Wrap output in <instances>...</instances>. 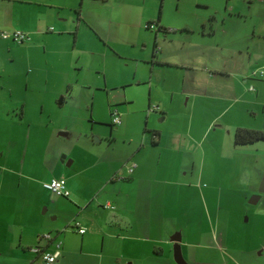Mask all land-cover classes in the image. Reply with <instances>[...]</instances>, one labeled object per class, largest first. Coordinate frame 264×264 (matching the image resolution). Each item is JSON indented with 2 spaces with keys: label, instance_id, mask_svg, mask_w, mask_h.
Wrapping results in <instances>:
<instances>
[{
  "label": "rangeland",
  "instance_id": "1",
  "mask_svg": "<svg viewBox=\"0 0 264 264\" xmlns=\"http://www.w3.org/2000/svg\"><path fill=\"white\" fill-rule=\"evenodd\" d=\"M10 1L0 0V31L18 26L23 20L39 18L43 24L50 15L48 11L60 13L65 20L63 27L49 22L63 29V35L48 44L46 50L35 45L29 52L21 44L28 40L17 42L11 38L8 48L0 40V196L6 186L17 182L28 188L23 197L20 195L21 201L33 204L46 220L62 226L69 221L72 225L81 223L82 217L102 222L119 209L120 200L134 201L133 195H126L130 179H121L117 173L134 146L128 143L130 137L141 139L145 113L125 118L127 127L118 132L120 126L110 123L109 106L119 103L124 91L135 99V106L147 98L148 87L133 80L137 78L135 74L142 76L150 70L144 60L134 56L141 47L132 40L144 33L124 24L117 15L114 23L109 22V17L98 15L112 12L114 1ZM141 2L126 0L123 8L137 19ZM146 2L149 13H156L161 3L165 26L194 25L193 21L204 17L206 23L198 26L217 30L227 45L236 42L232 44L235 49L250 43L246 49L250 50L264 43V0ZM77 9L84 18L76 30ZM103 28L111 36L109 42ZM126 29L130 31L128 41ZM80 48L84 52L76 51ZM242 56L246 55L242 52ZM211 103V99H205L200 106L205 110V105ZM219 110L214 107L212 112L209 106L203 118L208 119ZM248 113L246 110L243 121L251 124L255 119ZM233 118V111L220 115L210 128L194 129L189 134L192 140L181 138L177 147L164 145L169 139L162 147H153L148 141L142 153L153 159L159 156L162 161L154 167L157 171L142 175L141 184L148 188L145 199L152 202L146 215L152 224L150 236H163L164 240H135L134 246L125 238L106 242L104 253L110 256L106 260L119 255L127 257L141 249L149 251L151 259L159 253H170L174 259V243L169 237L178 232L183 234L185 244L180 242V251L188 264H264V140L235 144V128L217 126ZM185 121L175 115L166 125ZM179 126L187 137L186 123ZM129 158L135 159L133 155ZM67 160H71L68 166ZM152 164L155 166V161ZM165 166L173 175H161ZM2 168L6 170L2 172ZM9 170L15 172L11 174ZM52 177L65 179L70 202L66 196L43 186ZM253 195L259 198L250 203ZM2 200L3 197L0 203ZM67 202L69 205L64 206ZM106 202L114 209L105 208ZM69 231L77 233L73 228ZM57 241L62 244L61 238ZM92 247H96L95 241Z\"/></svg>",
  "mask_w": 264,
  "mask_h": 264
},
{
  "label": "crops",
  "instance_id": "2",
  "mask_svg": "<svg viewBox=\"0 0 264 264\" xmlns=\"http://www.w3.org/2000/svg\"><path fill=\"white\" fill-rule=\"evenodd\" d=\"M108 1H114L112 5L114 10L104 14L98 13V15L109 17L110 23L116 22L115 15H117L124 24L135 26L141 33H144L137 37L134 36L136 39L132 40L133 44H139L141 47L134 56L139 57V60H144L145 65L150 69L149 74L142 76L135 74L134 76L137 78L133 79L135 84L140 83L148 87L147 98L142 105L135 106V99L129 96L127 91H124L122 98L118 100L119 103L113 104V107L109 106V112L112 108H116L120 113L121 122L117 124L120 126L118 132L126 129L125 118L128 120L129 117H134L136 114L144 115L145 113L146 126L141 134V139L130 137L128 143H134V146L131 149V154L123 160L121 166V171H124V178L121 179H130L126 195L127 197L133 195L134 201L133 199H127L126 202L120 200L119 209L102 222L90 218H80V224L85 226L86 230L83 233L76 231L75 234L69 231V229H75L72 222L69 221L65 226L59 222H51L50 219L46 220L41 217L33 204L22 202L20 195L23 197L24 189L28 190V188L22 187L17 182L14 186L8 185L0 196V200L3 197L2 203H0V264H47L40 257L39 252L34 250V247L41 246L53 250L55 241L60 238L62 240L60 254L50 264H178L171 258L170 253V257L161 255L162 253L157 254L155 256L157 259L160 256L164 257L161 261L156 258L151 259L150 252L145 253L142 249L127 257L113 256L111 260H106L110 256H106L104 253L106 242L111 243L124 238L131 246H134L135 240H151L153 242L164 240L163 236L160 238L150 236L152 224L146 215L152 202L145 199L148 188L141 184L142 175L157 171V169L154 170V167L162 161L159 156L153 159L151 155L142 153L144 148L148 147V141L153 144V147H162L163 143L169 139L164 145L168 143L172 147H177L182 141L181 138L192 140L190 135L194 129L198 127L201 129L204 126L208 129L214 125L216 120L220 119V115L225 113L230 115L232 111L233 120L229 123L225 121L222 123L223 125L220 123L217 126H232L233 128L245 126L264 129V76L252 74L264 62L263 42H260L259 47H252L250 50H246L250 48V43H245L244 47L238 46V49H235L232 44L236 42H230L227 45L226 39L217 35V30L206 25L198 26L200 23L202 25L206 23L204 17L193 21L194 25L184 24L182 27H170L165 26L161 19V3L156 13H149L150 5L146 0H142L139 10L136 11L140 13L139 18L133 19L134 15L131 11H126L123 8L126 0H99L98 3L106 4ZM18 3L23 5V2ZM119 9L117 14L116 11ZM47 13L50 15L45 17L46 21L43 24L39 18L35 21L31 20V22L23 20L20 25L9 26L4 30L19 28L26 31L30 38L21 44L28 48L29 52L35 45L43 46L46 50L48 44H53L54 40L61 39V35H63V29H57L49 22L63 27L65 20L60 17L58 12L48 11ZM83 18L77 9L76 30ZM150 21L155 23V28L145 27V24ZM101 31L109 42L110 34L105 28ZM129 35L130 31L126 29L125 40H130ZM8 39L0 35V40L6 43L5 46L11 43ZM111 44L114 43L111 42ZM228 48L230 49L228 53L227 51L223 52ZM155 50L157 51L155 52ZM76 51L81 53L84 52V49L80 48ZM29 52L26 54L27 57L30 56ZM242 52L246 55L245 57L242 56ZM113 53L115 52L113 51ZM205 99L212 100L210 105H205V110L209 106L212 112L214 107L220 108L218 113L212 114L208 119L203 118L205 110L204 106H200ZM215 101L218 103L217 105ZM153 103L158 104L159 108L148 111V106ZM120 106H124V108H120ZM246 110H249L248 116L252 115L255 119L251 124H246L243 121ZM175 115L186 119L185 122H179V124L186 123L185 136L187 137L183 136L179 124L175 123L171 124V127H167L166 122ZM174 121L176 122V120ZM153 131L158 133L155 138ZM131 155L135 158L133 161L136 162V166L130 174H126L124 164L130 161ZM154 161L155 166L152 164ZM194 163L192 161L191 167ZM165 167L161 175H173V171L168 170V166ZM179 167L181 169L182 166ZM2 169V172L6 170ZM9 171L11 174L15 172ZM68 186L70 187V184ZM68 198L72 199V197L67 196V200L70 202ZM107 203L104 204L105 208L114 209L106 206ZM68 205L67 202L64 206ZM44 232H52V238L47 240L42 237ZM140 234H143V237ZM172 236H180L182 246L185 244L183 234L180 235L176 232L169 237V241H172ZM93 240L96 242V247H92ZM166 240L168 241V239ZM123 258L125 259L122 260Z\"/></svg>",
  "mask_w": 264,
  "mask_h": 264
},
{
  "label": "built area",
  "instance_id": "3",
  "mask_svg": "<svg viewBox=\"0 0 264 264\" xmlns=\"http://www.w3.org/2000/svg\"><path fill=\"white\" fill-rule=\"evenodd\" d=\"M145 27L155 28V23L154 22H147L145 24ZM0 35L3 38H11L17 42H23V41L28 40L30 38L29 34L26 31H23L19 28H15L12 30H2L0 32ZM252 74L264 76V62L260 66H258L252 72ZM158 108H159L158 104L153 103L150 106H148L147 110L148 111L149 110H157ZM110 115H111V122L113 124L117 125L121 122L120 113L118 112V110L116 108H112ZM154 137H156V135H154ZM124 166L126 168V170H125L126 174H130L134 170V168L136 166V162L133 160H130L127 163H125ZM117 174H119V176H118L119 178H124V172L122 173L120 171ZM116 175H115V177H117ZM43 186L45 188L51 190L53 193L58 194V195H63V196L67 197L70 194L69 189L66 185V181L62 177H52L49 180H45L43 182ZM106 206L111 207L109 205V203H107ZM73 227L79 233H83L85 231V227L82 226L79 222H75ZM42 237H44L47 240H50L52 238V234L50 232H46V233L42 234ZM60 245H61L60 241H57L55 243V248L53 250H48V249L42 248L41 246L34 247V250L36 252H39L40 257L43 259V261L45 263L50 264V263L54 262L56 260V258L58 257V255L60 254Z\"/></svg>",
  "mask_w": 264,
  "mask_h": 264
},
{
  "label": "trees",
  "instance_id": "4",
  "mask_svg": "<svg viewBox=\"0 0 264 264\" xmlns=\"http://www.w3.org/2000/svg\"><path fill=\"white\" fill-rule=\"evenodd\" d=\"M111 125H113L112 122H111ZM152 133H153V136L156 135L157 137L158 133L156 131H153ZM257 140H264V129H257V128H251V127H245V126H238L235 128V131H234V143L235 144L249 143V142H254Z\"/></svg>",
  "mask_w": 264,
  "mask_h": 264
},
{
  "label": "water",
  "instance_id": "5",
  "mask_svg": "<svg viewBox=\"0 0 264 264\" xmlns=\"http://www.w3.org/2000/svg\"><path fill=\"white\" fill-rule=\"evenodd\" d=\"M62 97L59 99V102L61 103ZM60 134L67 135L68 133L66 131H60ZM63 160V159H62ZM71 160H67L66 165H70ZM259 196L253 195L252 198L249 200L250 203H255L258 200ZM171 240L174 243V259L178 264H188V262L185 261V259L182 256V253L180 251V236H172Z\"/></svg>",
  "mask_w": 264,
  "mask_h": 264
}]
</instances>
